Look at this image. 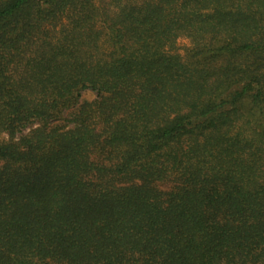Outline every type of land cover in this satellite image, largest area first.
I'll return each instance as SVG.
<instances>
[{
    "label": "trees",
    "instance_id": "obj_1",
    "mask_svg": "<svg viewBox=\"0 0 264 264\" xmlns=\"http://www.w3.org/2000/svg\"><path fill=\"white\" fill-rule=\"evenodd\" d=\"M0 134V264H264V0H0Z\"/></svg>",
    "mask_w": 264,
    "mask_h": 264
},
{
    "label": "rangeland",
    "instance_id": "obj_2",
    "mask_svg": "<svg viewBox=\"0 0 264 264\" xmlns=\"http://www.w3.org/2000/svg\"><path fill=\"white\" fill-rule=\"evenodd\" d=\"M189 47V41L186 39H179L176 43V51L180 55H184L186 49ZM96 95L93 92L86 91L82 93L80 103L83 105L91 104L93 101H95ZM9 137L5 134H0V142H6L9 141Z\"/></svg>",
    "mask_w": 264,
    "mask_h": 264
}]
</instances>
